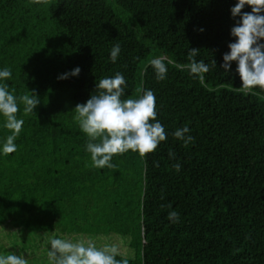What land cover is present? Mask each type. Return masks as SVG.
<instances>
[{
	"label": "trees",
	"instance_id": "1",
	"mask_svg": "<svg viewBox=\"0 0 264 264\" xmlns=\"http://www.w3.org/2000/svg\"><path fill=\"white\" fill-rule=\"evenodd\" d=\"M236 2L0 0V70L11 69L14 95L41 100L28 116L21 104L17 151L0 152V255L48 264L49 237H82L118 245L129 264H264V91L242 94L236 62L220 67L235 42ZM191 48L210 66L203 82L173 64L156 80L150 60L183 65ZM76 67L77 76L58 79ZM117 72L124 98L154 91L167 139L144 159L129 151L113 157L116 170L96 169L73 109ZM185 126L187 147L173 136Z\"/></svg>",
	"mask_w": 264,
	"mask_h": 264
},
{
	"label": "clouds",
	"instance_id": "2",
	"mask_svg": "<svg viewBox=\"0 0 264 264\" xmlns=\"http://www.w3.org/2000/svg\"><path fill=\"white\" fill-rule=\"evenodd\" d=\"M30 3L48 7L52 0H30ZM246 5L251 8L250 12H242ZM230 12L233 18L239 16L240 19L230 30L235 42L228 44L229 51L223 55L220 67L227 73L231 62H236V73L241 80L239 91L242 94H253L256 89L264 91V0H237ZM120 51L119 43L111 48L109 59L113 63L118 59ZM198 54L199 49H188V63L183 65H177L163 56L150 60L149 64L157 81L166 79L167 65L173 64L181 70L186 69L191 76L203 82L205 74L211 69L208 63L196 59ZM211 64L216 67L215 60ZM79 72L80 68L76 67L70 73L58 76V79L77 76ZM11 78L10 68L0 70V117L9 132L0 145V152L5 156L17 151L15 141L24 125V120L18 118L21 104L23 115L28 116L41 103L40 98L31 91L20 96L14 95V90L10 91L5 82ZM126 87V79L120 72L112 77L101 78L95 85V94L73 109V120L87 138L85 148L90 154L93 168L116 170L118 166L112 162L113 157L131 151L144 159L167 139L165 127L157 119L154 91L140 88V95L124 98ZM189 132L190 129L185 126L176 129L173 136L187 147L194 142ZM169 157L175 158V153L170 151ZM172 167L179 172L181 165L175 163ZM161 207L170 208L171 205ZM167 218L176 223L179 221V213L170 211ZM46 243L50 245L46 250L48 264H129L126 257L117 259L121 253L116 244L98 246L93 240L82 237H49ZM0 264H29V260L24 254L10 253L0 255Z\"/></svg>",
	"mask_w": 264,
	"mask_h": 264
}]
</instances>
